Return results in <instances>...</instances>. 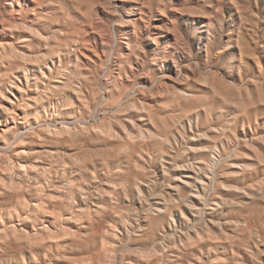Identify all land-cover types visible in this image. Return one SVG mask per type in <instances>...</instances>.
<instances>
[{"label":"rangeland","instance_id":"1","mask_svg":"<svg viewBox=\"0 0 264 264\" xmlns=\"http://www.w3.org/2000/svg\"><path fill=\"white\" fill-rule=\"evenodd\" d=\"M237 3L243 5L244 0H237ZM90 4H95V7L91 8V12L96 17L94 30L91 23H85L88 18L84 14L89 11ZM59 6L56 0H51V2H44V0H0V73L5 79L3 82L0 81V84L6 86L10 77L16 75L24 77L22 73L25 67L38 71L36 66L39 64L44 65L41 57L49 54V49L45 45L46 43H55V41H45L39 37H34L30 30L39 31L41 36L44 37L50 36L52 32H67V27L62 24L39 19L40 17L53 16ZM248 6L252 7L253 11H256L260 17L257 22L255 38L248 35V30L245 29V34L240 43H233L225 52L220 54L242 56L247 48H251L252 55L246 56L245 59L249 65L258 70L260 67H264V0H251ZM217 7L222 9L225 16H230L233 20H236L238 14L236 5L230 3L222 5L219 0H211V3H206L205 0H166L164 5L158 3V0H152L151 8L145 6L140 0H100L99 3H96V0H82L78 9L70 8L65 4L69 15L78 22L76 29L87 33L83 36V40L90 47L81 48L80 52H71L70 57L62 54L48 60L47 62L52 67V71H49L48 76H54L59 65H67L69 62L74 63L76 56L80 57L85 66L83 69L85 76L89 75V69L94 73L96 65L101 63L104 53L109 47L102 42L109 32L108 26L119 17L132 21L130 24L119 25L112 29L113 34L117 37V48L123 56H128L131 49L128 48V45L136 43L137 29H140L141 47L151 53L156 44L147 39L148 37H152L161 46L171 45L175 42V30L170 31L173 28L169 22L170 20L176 21L178 30L181 34H185V21H187L189 28L193 26V22L196 25L207 23V19L198 16L197 13L201 10L213 11ZM109 8L114 9V11H109ZM147 13H150V19L146 15ZM146 21L149 27H145ZM41 25H49L50 30H46ZM60 39H64V37H60ZM236 39H239V37L233 34V40ZM17 40H22L23 43L18 44ZM33 42L39 47L34 46ZM2 44L16 46L17 53L3 50ZM72 47L76 48L79 45L73 44ZM62 51L68 52L70 50L63 49ZM37 53H41V55L36 57ZM253 55L255 59H253ZM130 59L132 67L127 69V75L121 73L125 85L131 84L128 77L133 75V69L143 70L136 56H131ZM121 62L118 57H113L109 66L116 68L114 75L119 74V63ZM183 63L187 62L184 61ZM17 65H24V67L17 68L15 67ZM147 67L155 75H163L164 79L156 87H153L150 76H136V83H140L141 88L147 89V92L142 90L137 93L136 98L139 99V103L136 105V109L125 114L127 120L133 121L136 125V127H133L127 122L124 123V127L130 131L129 136H125V131L114 125L110 126L116 132L108 130L92 132L87 125L81 127L85 129H83L85 135H75V131L70 134L61 131L65 124H69L76 129L77 126L74 120L79 119L72 108H57V101L61 96L69 97L80 111H87L84 107V99L78 97L76 93H72L69 88H64L66 92L63 95H54L51 84L59 83L63 85L64 82H67L65 77L60 79L47 77L43 81L40 77L37 78L33 75L30 77L29 85L23 79L26 95L24 97L21 95L12 96L17 103L12 101V104H9L10 107H15L12 110L13 113H9V115L6 114L7 112L3 113V125L0 126V129L4 127L6 131L12 130L22 133H34L37 129H40L42 138H39L41 142L36 147L42 149V152L35 160L44 159L48 163L50 162L48 159L57 160L54 162V166L50 167L51 171L47 186L53 184L54 187L56 185L59 189L55 188L57 191L54 192V187L51 186L49 192H54V196H46L48 200L45 201V204H54V206L56 204L58 209L63 211L72 208L77 210L75 205L83 203L80 196L82 195L80 194L81 186L87 187L91 195L90 199L103 204V215L105 217L99 214H94L90 218L85 216L82 220H77V224H73V226L77 230V235L78 233L82 236L86 233L94 234L93 228H87L85 224L90 219L95 223L104 219L105 226L102 238L105 237L110 242L101 240L100 242L104 245H101L99 241H92L89 245H83L82 242L79 243V239L77 243H74L70 236L72 235L71 231L59 237L48 233L43 234L32 239L36 243L43 242V245H45L44 249L36 250L37 260L34 262L30 260V253L19 250L17 245L24 243L28 238L18 234L17 236L20 239L15 240L16 243L14 240L9 241L15 245L17 244L16 248L13 249L14 252L20 253L22 251V254L25 253L26 263L48 264L53 261L55 264H80L82 262V264H88V262L93 264L96 261L94 258H96L95 264H109L110 261L113 264H119L121 257L118 255L113 257V250L119 245L120 240H126L128 232L132 231L130 226L124 223L125 219L132 220L135 223L132 218L139 215L140 220L145 221L146 214L150 212L159 197L167 193H174L178 197L177 200H179L178 193L181 192H177V187L183 193H188L193 191L190 187L193 184L198 191V195L188 196V201L194 207H189L188 203L181 204L179 209H173L169 218L160 221V225H154L159 226L158 228L153 227L152 223L149 226L147 225L150 232L145 231V233L138 225L142 230L138 234L139 238L128 242V247L132 252L123 259L130 260L131 263L133 262L132 264H149V262L150 264H159V260L157 261L155 258L156 255H161L160 264H168L167 258L180 252L183 261H186L187 257L184 258L185 255L182 254L181 250L185 248L186 242L191 243L194 241L185 238V233L195 234L197 230L202 232L203 236L211 234L210 236L218 238L208 240L214 247L215 254L221 258V264H223V261L229 260L234 252H237L245 261L250 259L244 249L232 245L227 239H219L222 235L235 236L242 226L248 225L249 227H256L261 240H264V227L261 226L264 224V220L261 218V206H264V200L260 199L264 195V185L260 184V181H264V164L260 163L261 159H264V140L258 138L264 137V104L249 106L247 107V114H244V106L249 105L250 101L255 100L259 95L258 90L254 91L256 85H247V93H245L241 89V81L238 77H228L223 73L220 76L214 74L210 76L203 70L199 61H197L196 67H185L179 73L171 64L166 67L164 73L156 72L152 65ZM181 75L193 77V79L181 80L179 78ZM75 83L81 85L80 91L83 92V97L86 99L89 96V92L85 87L87 82L79 80ZM248 93L252 94L250 98H248ZM69 94H73L74 99ZM119 95L117 92L115 96L106 95L105 98L114 99L118 98ZM37 96L43 98L42 100L49 107L50 114L41 117V121L34 122L31 121L33 118L25 114V104L30 102L33 105L35 103L34 98ZM218 107L225 114L223 117L217 116ZM113 111H115V107ZM181 116L182 118H180ZM178 118H180L179 123L175 127H171L172 123ZM84 119L87 120V116ZM49 123H51V126L58 128L60 132L47 134L45 131ZM141 129L144 131L143 135L140 133ZM177 129H180V131ZM166 130H170L172 135L167 136L169 143L163 145L164 152L169 149L180 152L181 145L185 143L182 132L188 137L199 135V139H189L186 143L192 148L200 149V151L189 152L187 155L181 154L176 160L177 164H192L193 167L174 168L171 161L175 153L164 155L159 152L158 148L154 150L153 145L158 143L156 138L164 135ZM90 133L93 135V139L89 137ZM121 134H123L122 137H127V140L121 139ZM98 136L100 139H97ZM213 148L219 150L218 154L212 151ZM86 150L89 151L88 154L91 152V157L86 154ZM101 150L106 151L102 153ZM230 153L234 154L229 158ZM1 154L2 156H13L16 152L0 145ZM82 154L84 155L82 156ZM160 155L163 156L162 160L159 159ZM214 155H218V158H229V166L225 167L224 171L231 175L218 176L217 179L225 187L213 186L215 194L210 196V199L215 200L217 204L221 202V198L236 202L235 205H224L223 211L219 208L203 210L204 201L200 199V196L204 195L205 184L212 185V181L209 179L211 173H209V176H205L203 172L197 173L194 170L197 166L200 168L205 167L204 163L197 165V161L211 163V158ZM75 159L76 162L73 161ZM60 160L64 161L60 162ZM78 160L80 163L85 162L89 165L91 171L86 172L82 168L85 163L80 166V163H77ZM148 160L152 161L150 165L145 163ZM0 162L2 163L1 160ZM2 166H0V172L6 171L9 173L11 171L9 168L6 169L5 166ZM165 168L170 170V176L179 179L170 180L165 175ZM150 171L154 172L155 175L150 176ZM201 180L204 181V184H201ZM139 181H143V183ZM151 181H155L153 185L155 191L160 193L163 189V194L152 195L145 203L141 199L140 193L143 192L146 197L149 196ZM166 183L171 186L164 187ZM30 185H36L35 180L26 181L25 184L19 186H6L0 189V218H3L6 222L10 221L11 225H16L20 230L30 228V223L24 221L25 214L22 217L14 215L16 214L15 209L21 207L20 202L24 198H31L30 195H35L36 192L31 191ZM251 185L256 186L250 187ZM241 205L246 207L238 212L228 211L230 207ZM29 208V213L44 218L46 224L50 225L48 215L52 213L51 211L49 213L48 209L44 207V209L37 210L32 205ZM201 210H203L202 218L198 214ZM183 212L186 215L183 216ZM249 216L255 221L254 225L249 222ZM1 219L0 226L2 225ZM40 226L42 224L38 225L37 229ZM148 229L147 231H149ZM151 229L152 231L155 229V237H158L156 240H154V232H151ZM12 234L15 235L14 232H11L9 235H3L0 240L9 239ZM158 243L164 246L162 248L164 250L156 249ZM169 244L176 246L168 247ZM259 248L261 252H264V243H261ZM199 249L200 247L196 244L187 250L200 254ZM202 250L206 253L208 246L205 245ZM147 254L149 255L147 256ZM90 257L93 258V262H91ZM261 259L264 260V256H261Z\"/></svg>","mask_w":264,"mask_h":264},{"label":"clouds","instance_id":"2","mask_svg":"<svg viewBox=\"0 0 264 264\" xmlns=\"http://www.w3.org/2000/svg\"><path fill=\"white\" fill-rule=\"evenodd\" d=\"M44 2H51V0H44ZM56 2L60 5L56 14L53 16L40 17L39 19L51 20L53 23L62 24L67 27L68 31L64 33H60L58 31L52 32L50 36L44 37L41 36L39 31L30 30L32 36L34 37H39L41 40L45 41H55V43H46L45 45L49 49V54L45 57H41V61L44 63L45 67H47L46 62L48 60H52L53 57H58L62 54L70 57L71 52H80L81 48L90 47V45L85 43L83 40V36L87 35V33L76 29V24L78 22L69 15L67 8H65V4H67L70 8L78 9L82 0H56ZM99 2L100 0H96V3ZM140 2L149 8L152 7V0H140ZM205 2L211 3V0H205ZM158 3L164 5L166 0H158ZM219 3L222 5L225 3L236 5L238 9L236 20H233L230 16H225L222 9L219 7L214 8L213 11L201 10L197 13V15L206 18L207 23H200L199 25H196L195 22H193V26L189 28L187 26V21H185V34H181L178 30L176 21L170 20L169 22L173 26L170 31L175 30V42L171 45L165 44L161 46L156 43L152 37H148L147 39L152 40V42L156 44L151 53L145 51V49L141 47V37L139 35L140 29H137L136 43L128 45L132 51L128 56H123L116 46L117 37L113 34L112 29L119 25L130 24L132 21L125 20L123 17L115 19L108 26L109 32L102 41L104 44L109 46L108 50L104 53V58L101 63L96 65V71L94 73L91 69H89V75L85 76L83 74L85 66L80 60V57L76 56L74 63L69 62L67 65H59L56 70V74L49 77L50 79H60L61 77H65L67 82L63 84V87L76 91L77 94L84 99V107L87 111H80V109L76 108L75 104L67 96H61L59 98L57 101V108L68 107L72 108L76 112L79 119L74 120V123L76 124L78 130L83 125H87L90 131L95 132L99 128L114 125L127 132V129L124 128L125 122L129 123L133 127H136V125L133 121L127 120L125 114L136 109V105L139 103V99L136 98V94L142 90L147 92V89H142L141 86L136 83V76H150L153 81L152 86L156 87V85L163 81L164 76L155 75L148 69V65H152L156 72L164 73L166 67L171 64V66L179 73L180 70L185 67H196L197 61L200 62L203 70L210 76L213 74L220 76V74L223 73L228 77H238L241 81V89L245 93H247V85H256V89L254 91L258 90L259 95L255 100H251L249 105L244 106L245 115L247 114V107L254 106L256 104H264V67H260L257 70L252 65H249L245 59L246 56L252 55V49L247 48L242 56L220 54L225 52L226 49L233 43L239 44L245 34V29L248 30V35L255 38L257 22L260 17L257 15L256 11H253L252 7L248 6L251 3V0H244L243 5L238 4L237 0H219ZM93 7H95V4H90L89 11L84 15L88 18L85 23H91L94 30L96 17L91 12V8ZM108 10L114 11L112 8H109ZM146 15L149 16V19L151 18L150 13H147ZM117 16H119V14H117ZM41 26L46 30H50L49 25ZM145 27H149L147 21L145 22ZM233 34L239 37V39L233 40ZM60 37H64V39H60ZM16 42L18 44L23 43L22 40H17ZM33 43L34 46L39 47V45H36L35 42ZM73 44L79 45V47L73 48ZM4 47L7 48L9 46L4 45ZM63 49H69L70 51L63 52ZM114 56L118 57L120 61H122L119 63L118 70L123 75H127V69L132 67L130 59L131 56H136V59L143 67V70L133 69V75L128 77L129 81H131L130 85H125L121 76L114 75L116 68L109 66L112 63ZM253 59H255L254 55ZM184 61L187 63H183ZM15 67L23 68L24 65H17ZM25 73H27V69H25ZM179 78L181 80L193 79V77H184L183 75ZM79 80H86L88 82L87 85H85L87 91L89 92V96L86 99L83 97V92L79 91L81 85L74 83V81ZM117 92L120 94L118 98H105L106 95L115 96V93ZM0 95H2V93H0ZM251 95V93H248V98H250ZM114 107L115 111H113ZM224 115L225 114L220 111L218 107L217 116L223 117ZM85 116H87V120L84 119ZM180 118H182V116ZM180 118L176 119L172 123L171 127H175L176 124L179 123ZM177 130L180 131V129ZM37 131H40V129H37ZM31 134L34 133H25L24 135L27 136ZM181 134L184 136L185 143L181 145L180 152H176L175 149H169L167 152H164L163 145L169 143L167 136L172 135L170 130H166L164 135L156 138L158 143L153 145V148L154 150L158 148L159 152L164 155H172L175 153L171 161L174 168L193 167L192 164H177L176 160L181 154L187 155L189 152L200 151V149L192 148L186 143L189 139H199L200 137L199 135L188 137L183 132ZM258 138L264 140V137ZM97 139H100V137L98 136ZM121 139L127 140V137H121ZM16 142L40 143L41 141H25L24 139L18 138ZM141 151H143V149H141ZM212 151L217 154L219 152V150L215 148H213ZM232 154L234 153L229 154V158ZM229 158H218V155H214L211 158V163L208 161H197V165L204 163L205 167L200 168L197 166L194 170L197 173L203 172L205 176H209V173H211L209 179L212 181V185H204V195L200 196V199L204 201L203 210L219 208L223 211L224 205H235V201L224 200L223 198H221V202L219 204H217L215 200L210 199V196L215 194L213 186L220 188L225 187L224 184L219 182L217 177L231 175L230 173L224 171V168L229 166ZM141 159H143V157H141ZM159 159L162 160L163 156L160 155ZM79 162L80 161L78 160L77 163ZM151 162V160L145 161V163L149 165ZM260 163L264 164V159H261ZM149 175L154 176L155 173L150 171ZM165 175L168 176L170 180L179 179L178 177L170 176V170L167 168H165ZM139 182L143 183V181ZM200 182L201 184H204L203 180ZM154 184L155 181L150 182L151 191L149 196L146 197L143 192L140 193V197L145 201V203L152 195L163 194V189H161L160 193L155 191V188L153 187ZM260 184L264 185V181H260ZM169 186L171 185L167 183L164 185V187ZM255 186L256 185H251L250 187ZM190 187L193 191L188 193H183L181 189L177 187V192H181L179 200L174 199L171 195L164 194L163 202L166 207L150 209L151 215L146 216L145 218L150 220L153 225H160V221L169 218L173 209H179L181 204L188 203L189 207H194V205H191L188 201V196L198 195V191L196 190L194 184L190 185ZM260 199L264 200V195H262ZM244 207L246 206L241 205L239 207H230L228 211L238 212ZM203 210L198 213L201 215V218ZM158 213H163L164 215L157 217ZM261 218L264 220V206H261ZM132 219L135 220V223L128 219H125L124 221L126 225L130 226L132 231H129L127 239H121L119 245L113 250V257L117 255L121 257L119 264H131L130 260L123 259V257L132 252V250L128 247V242L132 239L139 238L138 234L142 231L138 227L140 216L136 215ZM248 220L251 224H255V221L251 216L248 217ZM261 226L264 227V224ZM185 235H187V233H185ZM208 239L216 240L218 238L214 236L197 235L196 241L185 243V248L181 251L186 257H190L188 264H221V258L215 254V249L212 247H209L206 253L204 250H200L199 255H195L190 250H187L198 244L200 241ZM219 239H227L232 245L244 249L250 257L249 260L245 261L237 252H234L229 260L223 261V264H264V260L261 259V256H264V252H261L259 248V245L264 243V240H261L259 231L256 227L244 225L240 228L237 235L230 237L222 235ZM80 240L83 245H88L93 241V234L86 233L80 237ZM175 246L176 245L173 244L168 245V247ZM15 248L16 245L14 243H9L8 241H5L3 245H0V264H25L22 254L13 251ZM214 256L215 258H213ZM109 264H113V262L110 261Z\"/></svg>","mask_w":264,"mask_h":264},{"label":"bare ground","instance_id":"3","mask_svg":"<svg viewBox=\"0 0 264 264\" xmlns=\"http://www.w3.org/2000/svg\"><path fill=\"white\" fill-rule=\"evenodd\" d=\"M2 45H3L2 46L3 50H10V52L17 53L18 49L16 48V46L11 44V45H8L9 47L5 48L4 45H6V44H2ZM131 51H132V49H130V52ZM40 55H41V53H37L35 56L39 57ZM44 57H45V55H44ZM46 63H47V67H45L43 64L37 65L36 68H37L38 71L30 69V67H25L24 71L22 73L24 75V77H22L21 75H16V76L10 77L9 83L6 84V86H4V84H0V93H2V95H0V126L3 125L2 124L3 113L7 112L6 113L7 115H9V113L10 114L13 113L12 110H14V108H15L14 105H13L14 108L9 106V104H12V101H14L12 96L21 95L22 97H24L26 95L25 94L26 87L23 86V79H25L27 84L29 85L30 77L33 76V75H35V77H37V78L40 77L43 81H45L47 77L49 78L48 73H49V71H52V67H51L49 62H46ZM25 69H27V73H25ZM83 74H84V72H83ZM118 75L121 76V73L119 72ZM2 76L3 75L0 73V81L1 82L5 81V79H3ZM84 81L87 82L86 80H84ZM74 83H75V81H74ZM137 84H140V83H137ZM51 85H52L51 89L53 90V92L55 93L54 95H56V96L63 95L66 92V90L64 89L62 84L52 83ZM79 91H80V89H79ZM71 92L77 94V92L73 91L72 89H71ZM69 95H70V97L72 99H74L73 98V94H69ZM77 96L80 97L78 94H77ZM42 99L43 98L41 96L35 97L34 98L35 103L33 105H31L30 102L29 103L26 102L27 104H25L26 105L25 114L27 116H30V118H33V119H31V121H34V122L39 121L41 117H44L45 115L50 114L48 105ZM15 103H17V102H15ZM23 105H24V103H23ZM22 108H23V106H22ZM14 113H15V115H17L16 112H14ZM15 115H13V116L15 117ZM43 121H45V120H43ZM47 124H48V122H47ZM112 128L113 127H111L109 125L107 127L99 128L98 130H103V131L108 130L110 132H114L115 130L112 129ZM124 128H126V127H124ZM83 129L84 128H80L78 130L77 128L75 129V128L71 127L69 124H65V126L61 129V131L65 132L66 134H70L73 131H75V135H80V134L81 135H85L86 133L83 132ZM1 130H2V132H1ZM45 132L47 134H50V133H54L55 134V133H59L60 130L58 128H55V127L51 126V123H49V125H48V127H47ZM129 132L130 131L127 129V132H125V136H129L130 135ZM140 133L142 135L144 134L143 129L140 130ZM24 134L25 133L18 132V131L15 132V131H12V130L6 131L4 127L3 128L1 127V129H0V143H1L0 145H2L4 147H8L9 149L15 150V152H16V154L15 155L13 154V156L12 155H10V156H2V154L0 155V160L2 161V163L0 162V164H1L0 166L3 165V166L6 167V169L9 168V170H11L10 172L8 171L9 173H7L6 171L0 172V189L2 187H6V186H12V187L13 186H19L21 184H25L26 181H31L32 179H33V181L35 180V184L36 185H30L31 191H35L36 192L35 195H30L31 198H24V200H22L20 202L21 207L16 208L15 209V213L16 214H14L17 217H22L25 214L24 221L30 223V228H22V230H20V229H18L16 227V225H14V224L11 225L10 221L6 222V221H4L3 218L2 219L0 218L1 221H2V225L0 226V238H2L3 235H9L11 232H14V234H15V235L12 234L10 238L8 237L9 239L4 238L5 240H3V241L0 240V245H3L5 241L10 242L9 240H12V241L14 240V242H15V240H17V239L19 240L20 239L19 236H17V235L18 234H20V235L22 234V236L24 235L28 239L24 243H20V244H18V245L16 244V245L18 246L19 250L27 251L28 253H30V258H31L30 260L35 262L37 260V258H36V250L44 249L45 245H43V242H41V243L34 242L32 240L33 238H38L39 236H42L43 234H47V233L50 234V235H55V236L59 237L62 234H68V232L71 231L72 235H70V236L72 238L71 237L70 238L72 239V241L74 243H77L79 241L80 237L82 236L80 233H78V235H77V233H76L77 230L73 226V224H75V225L77 224L76 223L77 220H79V219L82 220L85 216L90 218L94 214H99L100 216H103V217H105V216L103 215V204L101 202L95 201L94 199L91 200L90 199L91 195L89 193V190H88L87 187H84V186H81V193H80V194H82L80 196H81V200H82L83 203L79 204V205H75L77 207V210H75V209L73 210V208H72V209H66V210L63 211V210H59L56 204H55V206H54V204H52V205H46L45 204V201L48 200V198H46V196L53 197L54 196L53 193L55 191H57V189L55 190V188H58V187H56V185L54 187L53 184L52 185L50 184L49 187L47 186V180L49 179V173L51 171L50 167L54 166V162H56L57 160L48 159L50 161L49 163L46 160H44V159L43 160H41V159L35 160V158L38 157L40 155V153L42 152V149L40 150L39 148L36 147L37 144H39V143H35V142H33V143H27V142L26 143H18L16 141L18 140V138L24 139L25 141L40 140L39 138H42V133L40 131H35L34 134H31V135H27L26 136ZM122 135L123 134H121V137H122ZM89 137H92V139H93V135L91 133H90ZM104 151H106V150H104ZM104 151L101 150L102 153ZM88 152L89 151L86 150V154H88ZM74 154H76V153H74ZM84 154H82V156ZM90 154H91V152L88 155H90ZM77 157H80V156H77ZM90 157H91V155H90ZM48 158H50V157H48ZM88 159L90 160V158H88ZM63 161L60 160V162H63ZM69 161H72V160H69ZM73 161L76 162V159L73 160ZM87 162H88V160H87ZM81 163H80V166L83 165L85 162H83L82 164ZM63 168H61V169H63ZM71 168H73V167H71ZM82 168L88 173L91 171V168L86 163L83 165ZM53 169H54V167H53ZM16 177H18V178H16ZM57 185H59V184H57ZM51 186L54 187L53 188L54 192H49V190H51ZM167 195H171L174 199L178 198L176 196V194H174V193H167ZM178 195L180 196L181 193H178ZM94 197H95V195H94ZM163 201H164V195H162L161 197L158 198V200H156V202H155L154 206L152 207V209L166 207V205H165V203ZM31 205L34 206L37 210L44 207L45 209H48L49 213L52 212L50 215H48V217H50V225L46 224V220L44 218L42 219L41 217H37V215L34 216V215H32L31 213L28 212V208ZM129 208L131 209L130 206H129ZM150 215H151V211L146 214V216H150ZM184 215H186L185 212H183V216ZM159 216H162V214L158 213L157 217H159ZM150 223H151V221L145 218V221H143V220L139 221V227L143 231L147 230L148 226L150 225ZM41 224H42V226H40L37 229V226L41 225ZM85 225H86L85 227H87V228H91V227L93 228V233H94L93 234L94 235L93 241L94 242H96V241L100 242L101 240L102 241L104 240L103 242H109L107 240V238H105V237L102 238L103 234H104V226H105V220L104 219H101L97 223H95L93 220L90 219V220H88L87 224H85ZM156 226L153 225V227H156ZM158 227H156V228H158ZM153 230L155 231V229H153ZM154 231H152V229H151V232H154ZM146 232H150V230L146 231ZM153 235L155 237V232L153 233ZM197 235L203 236L202 232L197 230V232L195 234H191V233L188 234L187 233L185 238H187L189 241H196ZM157 238L158 237L156 236L154 238V240H156ZM54 242H57V241H54ZM81 242L82 241L80 240L79 243H81ZM208 242H209V240L200 241L198 243V247H200L199 250H202L205 247V245L208 246V248L209 247L214 248L212 246V244L210 242L209 243ZM92 244H96V243H92ZM102 244L103 243H101V245ZM111 244H113V243H111ZM162 248H164L163 245H160V244L156 245V249L157 250H161ZM162 250H164V249H162ZM22 251H20V254H22L21 253ZM107 251H106V253H107ZM179 253H174L173 257L167 258L168 259V264H188V260L190 259V257H187V258H186V256L184 257V258H186V261H187V263H186V261H183L184 259L180 256ZM192 253H194L195 255H199V253H197L195 251H192ZM23 254H22L23 260H24L25 264H28V263H26V255H25V253H23ZM148 255L149 254H147V256ZM162 255H163V253H162ZM160 256L156 255V258H155V260H157V261L159 260V262H158L159 264H160V259H161ZM109 258L111 259V257H109ZM106 259H107V257H106ZM94 260L97 261L96 258H94ZM112 260H113V258H112ZM96 261L93 264H95ZM91 262H93V258H91ZM82 263H80V264H82ZM48 264H55V263L53 261H51ZM88 264H92V263L88 262ZM149 264H150V262H149Z\"/></svg>","mask_w":264,"mask_h":264}]
</instances>
